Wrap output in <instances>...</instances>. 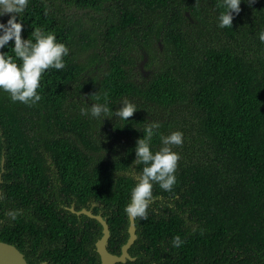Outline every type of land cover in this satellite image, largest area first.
<instances>
[{
	"label": "trees",
	"instance_id": "trees-1",
	"mask_svg": "<svg viewBox=\"0 0 264 264\" xmlns=\"http://www.w3.org/2000/svg\"><path fill=\"white\" fill-rule=\"evenodd\" d=\"M240 9L219 28L221 0H29L22 38L42 28L69 55L43 75L39 102L0 92V240L28 264H99L102 225L84 208L105 217L106 248L120 254L143 168L135 142L158 121V132L184 134L177 183L154 184L115 264H264V0ZM11 47L0 52L16 59ZM105 92L113 110L127 98L138 111L82 116Z\"/></svg>",
	"mask_w": 264,
	"mask_h": 264
},
{
	"label": "clouds",
	"instance_id": "clouds-1",
	"mask_svg": "<svg viewBox=\"0 0 264 264\" xmlns=\"http://www.w3.org/2000/svg\"><path fill=\"white\" fill-rule=\"evenodd\" d=\"M242 0H221L223 11L217 16V26L226 28L232 26L235 14L241 11ZM249 6L255 0H244ZM29 5V0H0V16L10 14L6 22H0V49L8 46L12 41V56L0 52V92L7 93L12 102L33 105L41 100L37 91L41 87L42 77L50 69L63 70L65 58L69 49L64 42L57 40L55 33L46 32L42 28H33L30 38H22L23 24L17 19ZM259 41L264 43V29L258 34ZM17 59L19 63H17ZM85 103V102H84ZM80 109L82 116L98 118L102 122L105 118L117 117L120 121H129L138 111L137 106L127 98H122L119 107L113 110L109 107L108 93H104V102H94L91 106ZM160 123L149 121L144 125L143 135L137 138L134 146L135 159L132 165L142 164L143 168L139 180L130 191V199L124 211L130 218L147 219L148 208L154 199L153 186L158 184L164 191H172L177 183L176 170L180 154L173 150V146H180L184 142L183 132L176 130L167 135L158 132ZM160 141L158 150H154L153 137ZM14 219L15 213L9 212ZM184 243L179 235L171 238V245L179 248Z\"/></svg>",
	"mask_w": 264,
	"mask_h": 264
},
{
	"label": "water",
	"instance_id": "water-1",
	"mask_svg": "<svg viewBox=\"0 0 264 264\" xmlns=\"http://www.w3.org/2000/svg\"><path fill=\"white\" fill-rule=\"evenodd\" d=\"M77 213H84L99 221L102 225V236L96 241V250L100 257L99 264H115L117 262L124 263L129 257L128 248L135 239V228L133 218H130L128 228L129 237L121 247L120 254L110 253L106 248L109 237V229L105 217L98 214H92L90 211L82 208ZM0 264H28L23 254L12 244L0 240Z\"/></svg>",
	"mask_w": 264,
	"mask_h": 264
}]
</instances>
